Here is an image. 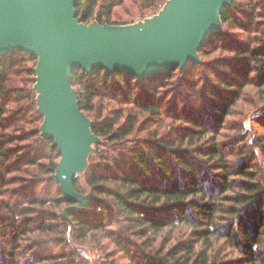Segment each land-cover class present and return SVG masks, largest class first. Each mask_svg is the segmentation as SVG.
Segmentation results:
<instances>
[{"label": "trees", "instance_id": "1", "mask_svg": "<svg viewBox=\"0 0 264 264\" xmlns=\"http://www.w3.org/2000/svg\"><path fill=\"white\" fill-rule=\"evenodd\" d=\"M127 1L149 10L165 0H79L74 11L82 23L123 24L128 21L111 18ZM220 20L198 54H227L188 63L183 72L208 71L195 112L185 115L188 125L173 139L147 126L163 112L158 90L170 81L177 90L185 84L178 67L141 79L101 67L72 69L79 106L104 146L94 144L85 171L74 179L77 192L83 193L81 178L88 188L83 207L64 197L54 178L60 155L53 139L40 135L32 89L36 56L16 49L0 57V264H87L83 247L101 249L106 236L128 264H213L211 251L220 240L237 254L229 264H264V161L243 154L247 134L224 144L218 131L212 134L245 87L264 86V0H231ZM118 93L139 112L93 114L99 99ZM256 120L261 131L253 141L264 157V118ZM29 166L42 176L24 179ZM179 225L190 227L185 237L167 247L151 244L163 229Z\"/></svg>", "mask_w": 264, "mask_h": 264}, {"label": "water", "instance_id": "2", "mask_svg": "<svg viewBox=\"0 0 264 264\" xmlns=\"http://www.w3.org/2000/svg\"><path fill=\"white\" fill-rule=\"evenodd\" d=\"M79 0H0V57L22 49L36 56L33 90L42 115L40 135L60 155L54 173L64 197L83 207L89 197L73 188L101 140L79 106L71 72L101 67L141 79L169 68L183 72L208 36L221 27L231 0H166L157 14L130 24L82 23Z\"/></svg>", "mask_w": 264, "mask_h": 264}, {"label": "rangeland", "instance_id": "3", "mask_svg": "<svg viewBox=\"0 0 264 264\" xmlns=\"http://www.w3.org/2000/svg\"><path fill=\"white\" fill-rule=\"evenodd\" d=\"M166 1V0H165ZM164 1V2H165ZM162 3V5L164 4ZM162 5L158 8H152L149 10L144 9V2H125L122 5H119L115 8L113 16L111 20L118 21H128L123 24L135 23L138 21H142L145 18H148L154 14H157L161 9ZM227 52L223 54L219 51L210 50L207 56H199L200 62L210 60L214 57L225 56ZM204 68L198 66L193 68L190 72H179V75H183L185 79V84L182 86L179 84L178 88H175L172 84V81L168 82L166 86L158 90L156 94L163 101V112L160 116L153 118L150 124L147 126L149 131H156L157 133L168 134L170 139H173L177 130H180L182 125L187 126L188 123L184 122L186 120L185 115H192L195 112V100L199 97V94L203 93V79L204 73H206ZM192 81L199 83L198 88L193 86ZM34 82V79H33ZM33 89V85H32ZM34 91V90H33ZM177 91V94L176 92ZM35 93V91H34ZM36 96V93H35ZM264 105V86L260 85H251L247 86L243 89L242 98L239 100L238 104L233 108L232 114L227 116V120L223 123L222 128L220 126L215 127L212 134H216L217 131L219 135L217 139L224 144L225 140L231 141L232 138L239 134H247L245 143L243 145V154L247 156H253L252 161L255 162H263L264 157L259 154L258 147L254 145L253 135L261 131L258 127V120L264 118L262 111H260V107ZM93 114L98 116L101 113L102 116H112L115 112L122 111L124 114L131 112H139L138 109L131 103L125 100L124 96L120 93L117 94L116 98L113 96L99 99L94 107ZM143 117L144 114H143ZM183 123V124H181ZM143 132H136L129 136L127 141L132 143V139L139 138L144 136ZM101 140V139H100ZM126 141V142H127ZM99 148L104 147L100 145ZM106 144V150H108ZM94 149V144L92 145V151ZM92 151L90 153H92ZM253 152V154H252ZM31 174L21 173L20 175L24 179H32L36 178L37 174L39 177L42 176L41 173L35 172L32 170V167L27 168ZM84 172V171H83ZM83 173L79 174L82 175ZM15 184H10L8 187H15ZM81 185L83 187V193H87L88 188L86 187L83 178H81ZM41 186V185H39ZM3 197H7L5 194ZM115 225H113L114 227ZM190 227L179 225L173 228H165L161 231V233L157 236L155 240L151 242L153 245H158L163 243L164 246H168L172 244L175 240H180L185 237L189 231ZM185 233V234H184ZM135 241H139L138 238H132ZM90 247V246H89ZM83 254L86 257L87 264H101L106 259V264H128V260L126 259V254L123 253L119 247L113 242L111 238L106 236V246L98 249V248H85L83 247ZM211 255L213 257V264H229V260H231L234 256H236V252L230 247V245L222 244V240L215 243L213 250L211 251Z\"/></svg>", "mask_w": 264, "mask_h": 264}]
</instances>
